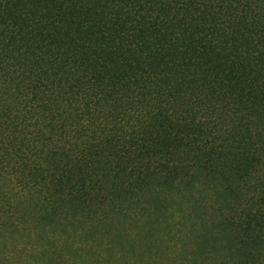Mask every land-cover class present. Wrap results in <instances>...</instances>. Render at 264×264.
Returning a JSON list of instances; mask_svg holds the SVG:
<instances>
[{"label": "trees", "instance_id": "16d2710c", "mask_svg": "<svg viewBox=\"0 0 264 264\" xmlns=\"http://www.w3.org/2000/svg\"><path fill=\"white\" fill-rule=\"evenodd\" d=\"M0 264H264V0H0Z\"/></svg>", "mask_w": 264, "mask_h": 264}]
</instances>
